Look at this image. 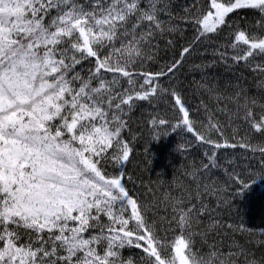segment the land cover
Here are the masks:
<instances>
[{"label": "snow or ice", "instance_id": "1", "mask_svg": "<svg viewBox=\"0 0 264 264\" xmlns=\"http://www.w3.org/2000/svg\"><path fill=\"white\" fill-rule=\"evenodd\" d=\"M249 10L257 31L232 25L231 14ZM173 19L172 0H0V264H238L245 255L238 244H207L221 225L212 219L200 228L203 197L219 195L208 175L219 167L216 150L241 147L264 159V143L211 139V131L223 136L214 114L197 131L182 95L163 81L228 29L213 65L252 74L260 99L242 87L232 99L236 114L242 109L264 134V0H193L180 16L191 42L172 63L145 70L155 59L153 41L179 29ZM165 96L177 123H149L193 134L211 152L188 173L196 185L190 199L173 198L171 219L156 220L127 187L132 148L122 133L139 102L154 106ZM102 161L113 162L116 174L103 171Z\"/></svg>", "mask_w": 264, "mask_h": 264}, {"label": "trees", "instance_id": "2", "mask_svg": "<svg viewBox=\"0 0 264 264\" xmlns=\"http://www.w3.org/2000/svg\"><path fill=\"white\" fill-rule=\"evenodd\" d=\"M201 2H206V0H201ZM192 3L193 0H172L174 19L169 23H178L179 29L153 41L155 47L151 51L155 59L144 64L145 70L156 71L165 64L172 63L178 58L180 50L191 42L194 35L193 30L190 26L180 22V16L183 15V8ZM245 12L240 11L239 15L235 13L231 15L241 17L240 21L249 26L253 25L257 13L249 12L251 18H247L250 15ZM168 40H172L171 45L167 43ZM225 42L226 38L205 41L186 58L178 74L172 76L173 80L168 83L166 79L163 83L179 93L183 92L182 94H186L187 98L193 94L197 96L196 101L192 103L197 110L191 107L189 101H183L190 109V119L194 121L197 130L203 129L202 132H205L208 126V115L214 114L215 119L219 121L223 136L215 131L208 132L216 138L213 140L223 142L227 139L230 143H247L256 146L264 143V134L256 132L242 119V109L239 115L236 114L239 105L232 97L241 87L250 97H255L257 100L260 99V94L257 90L248 92L244 81H251L249 86L255 84L256 81L251 76H240V73H244L243 68L233 67L229 70L220 63L213 65L215 49L223 46ZM206 43H213L208 46L211 48L209 52L205 51L207 50ZM225 71L231 73L232 82L222 77ZM210 81L216 83L211 86ZM206 85L212 89L211 93L205 90ZM173 103L172 98L167 96L157 101L154 106L147 102H139L138 107L131 113L135 118L134 124L122 133L125 141L131 148L132 146L134 148V153L131 154L129 162L124 167L126 177L131 178L126 181L127 187L147 206L150 217L156 220L165 217L171 219L173 198L186 201L190 199L188 194H194L196 185L188 173L194 167L199 168L202 162H206L205 153L211 152L209 145L196 140L192 141V155L189 147L185 150L178 149L181 142L179 137L183 134L180 129L173 132L170 126L154 128L149 123L151 118H159L155 115L158 112L155 108H160L165 110L167 115L166 118L159 119H165L169 125H175L178 112L176 109L171 110ZM166 105L170 111L166 110ZM255 111L259 112V108ZM156 136H159L158 140L154 139ZM216 158L219 167L213 169L208 175L219 189V195L203 197L208 208L207 213H209L204 217V221L209 224L214 219L219 223L221 227L216 231H222V227H225L226 232L232 233L231 244L233 242L231 238L238 239L241 243V233L244 234V238L249 239L250 244L243 246L241 243L245 255H238V264H249V261H253L254 264H264V245H262L264 242V186L256 182V186L252 185L256 175L260 173L261 162L257 160L262 158L259 152H252L241 147L216 150ZM102 166V170L107 174H116L113 162L103 161ZM241 180L249 185L248 194L245 196L238 195V191L242 190ZM204 182H208L207 176ZM192 202L196 203L195 200ZM243 210L247 213H243ZM201 225H204V228L207 224L203 222ZM227 225H232V229H229ZM237 227L243 230H235ZM214 233L208 235L207 244L215 243L211 240ZM178 234V229L170 230L168 233L170 239ZM203 250H206V247Z\"/></svg>", "mask_w": 264, "mask_h": 264}, {"label": "rangeland", "instance_id": "3", "mask_svg": "<svg viewBox=\"0 0 264 264\" xmlns=\"http://www.w3.org/2000/svg\"><path fill=\"white\" fill-rule=\"evenodd\" d=\"M249 12H255V11H252V10H249V11H246L245 13H249ZM249 15L250 16H247V18H251V14L249 13ZM240 18L241 17H236V15H230V20H231V23H232V25L233 26H239V27H242V28H244V27H246V28H248V29H250V30H252V31H257L255 28H253V25L255 24H253V25H251V26H249L247 23H243V22H241L240 21ZM228 29H226L225 30V32L223 33V34H221V35H219V36H217L216 37V39L217 40H221L222 38H226V36L228 35ZM207 44V50H205V51H211V48H209L208 46H210V45H212L213 43H206ZM200 51V50H199ZM193 68V67H192ZM244 73H240V76L242 75V76H251L252 77V74L250 73V72H248L247 70H245L244 69V71H243ZM202 74H204V72L202 73ZM206 76V75H205ZM208 76V75H207ZM239 76V77H240ZM243 78V77H242ZM170 81L171 80H169L168 79V83H170ZM215 81V80H214ZM214 81H210L209 83L211 84V86L214 84V83H216V82H214ZM245 82V84L247 85V90H248V92L250 91V90H252L251 88H250V86H249V84H250V82L251 81H244ZM255 92V91H254ZM257 92H258V90H257ZM183 98H185L184 96H182ZM184 100H186V99H184ZM222 101H225V99H222ZM172 106V108H171V110H175V108L173 107V105H171ZM166 110L167 111H170L169 110V108H168V105H166ZM169 119H171V117L169 118ZM134 122H135V118H134V116H133V114H129V118L127 119V124H128V127H131L132 126V124H134ZM203 130V129H202ZM202 130H197V131H199V132H201V133H204V132H202ZM207 135L208 136H210L211 137V139H216V138H214V136L211 134V133H207ZM179 139H180V141L182 140V138L181 137H179ZM178 140V139H177ZM193 140H195V137H194V135L193 134H189V141L187 142H183V141H181V143H180V148H183V149H186V148H188L189 147V152L191 153V150H192V141ZM179 141V140H178ZM177 146V145H176ZM178 147V146H177ZM132 148H133V146H132ZM187 152V151H186ZM134 153V148L132 149V153L131 154H133ZM187 155H189V153L187 154ZM191 155H192V153H191ZM257 161H260L261 162V164H260V167H259V170H261V168L262 167H264V163H263V161H264V159H258ZM103 162V161H102ZM106 162H111V161H106ZM243 213H247L246 211H244L243 210ZM203 226L204 225H200V228H203ZM199 230V229H198ZM226 228L225 227H222V231H215V233H214V237H211V240L213 241V242H215L216 244H218L219 246H221V247H223V248H234V244H238V245H240L241 246V243H242V245L243 246H246L245 244H250V242H249V239H247V238H244V234H240V238H242V241H241V243H240V241L238 240V239H233V238H231V240L233 241L232 242V244H231V241H230V236L232 235V233L230 234V233H228V232H226ZM210 233H212L211 231L209 232V234ZM211 235H213V234H211ZM247 236H249V235H247ZM129 251V250H128ZM129 252H131V251H129Z\"/></svg>", "mask_w": 264, "mask_h": 264}, {"label": "bare ground", "instance_id": "4", "mask_svg": "<svg viewBox=\"0 0 264 264\" xmlns=\"http://www.w3.org/2000/svg\"><path fill=\"white\" fill-rule=\"evenodd\" d=\"M175 74H178V71L175 73ZM224 76H222V77H225V79H228V81H230V82H232V78L233 77H231L230 78V75H231V73L230 72H228V71H225L224 73ZM169 80H173L172 79V77L169 79ZM250 88L252 89V90H257V88L255 87V84H251L250 85ZM249 92H251V90L249 91ZM183 93V92H182ZM182 93H180L182 96H184L185 98H183V101H189V104L190 105H192L191 107H193L194 108V110H197L196 109V107H195V105L194 104H192L193 102H195L196 101V99H197V96H195L194 94L193 95H191L189 98H187L188 96L186 95V94H182ZM184 99H186V100H184ZM155 111H158L155 115L157 116V117H159V118H166V115H167V113H166V111L165 110H162V109H160V108H155ZM182 135H181V138H182V140L181 141H184V142H188L189 141V133H187L186 131H182ZM181 143V142H180ZM181 146H180V144H179V148L178 149H182V148H180ZM183 150H185V149H183ZM263 163H264V161H263ZM255 182L256 183H258L260 186H264V178H262V179H260V175H256V177L254 178V182L252 181V185H255ZM256 186V185H255ZM239 193H238V195H241V196H245L246 194H248V190H246V191H244L243 189L242 190H240V191H238ZM209 213H205V215H204V217L206 216V215H208ZM204 223L205 224H208V222H206V221H204Z\"/></svg>", "mask_w": 264, "mask_h": 264}]
</instances>
